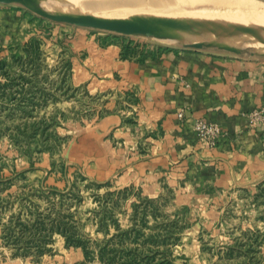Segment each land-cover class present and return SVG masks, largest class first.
Listing matches in <instances>:
<instances>
[{"label": "rangeland", "instance_id": "obj_1", "mask_svg": "<svg viewBox=\"0 0 264 264\" xmlns=\"http://www.w3.org/2000/svg\"><path fill=\"white\" fill-rule=\"evenodd\" d=\"M122 1L0 4V264H264V185L262 200L176 199L165 176H141L153 137L134 136L145 78L136 68L195 49L261 58L251 52L263 43L245 28L211 38L198 22L168 20L178 0ZM189 1L180 9L204 18L264 13L263 0ZM36 11L150 20L156 32L122 35ZM198 121L196 143L210 155L225 134L210 124L217 135H198ZM248 125L264 126V109ZM154 182L160 191L147 188Z\"/></svg>", "mask_w": 264, "mask_h": 264}, {"label": "crops", "instance_id": "obj_2", "mask_svg": "<svg viewBox=\"0 0 264 264\" xmlns=\"http://www.w3.org/2000/svg\"><path fill=\"white\" fill-rule=\"evenodd\" d=\"M136 69L145 78L142 131L134 136L153 137L141 176L150 182L165 176L179 200H262L264 126L250 127L248 116L264 109V58L183 50ZM197 120L225 134L210 155L196 143L192 127ZM146 186L160 191L156 182Z\"/></svg>", "mask_w": 264, "mask_h": 264}, {"label": "bare ground", "instance_id": "obj_3", "mask_svg": "<svg viewBox=\"0 0 264 264\" xmlns=\"http://www.w3.org/2000/svg\"><path fill=\"white\" fill-rule=\"evenodd\" d=\"M115 1V0H114ZM123 1H125V0H123ZM122 1V2H123ZM155 1V0H154ZM187 1H189V0H187ZM186 0L184 1V0H178L177 2L175 1L174 2V0H173V4H175V6L174 5H171V3L170 4H168V7H166V9H165V16H167V18L169 17L170 19L172 18V17H170V16H176V18H178V17H183L184 19H187V20H192V22H198V23H194V26L198 29V31L199 32H201V33H203V34H205V35H207V36H209V37H211V35L210 34H208L207 32H206V29H210V28H212V29H210V30H220V31H222V30H224V31H226V32H231V33H236L239 29H237L238 27H240V28H245L246 30L245 31H247L249 34H250V36H252L253 38H255L256 39V42H261V43H263V45H264V13H263V15H254L255 17H252L253 15H250V16H247V17H235V16H223V17H213V18H204L203 16L201 17V15L199 16V15H196V14H194V11H196L195 9H194V11H192L191 13H190V9L188 10V12H186V11H183L185 8H183V10L182 9H180V6L181 5H183V4H187L188 2H187ZM187 2V3H186ZM154 3V2H153ZM155 3H157L158 4V2H155ZM189 3H190V1H189ZM116 4H117V2H116ZM124 4V3H123ZM137 4V3H136ZM90 5V4H89ZM99 5V4H98ZM118 5L120 6V4L118 3ZM126 5V4H125ZM133 5V4H132ZM155 5V4H154ZM159 5V4H158ZM169 5H170V7L171 8H169ZM189 6H190V4H188ZM124 6V5H123ZM173 6V7H172ZM187 6V5H186ZM87 7V6H86ZM114 7H115V4H114ZM135 7H136V5H135ZM183 7V6H182ZM190 7H192V4H191V6ZM140 8V7H139ZM145 8V7H144ZM160 8H161V6H160ZM163 8V7H162ZM164 8H165V6H164ZM75 10V9H74ZM132 10H134V9H132ZM150 10V9H149ZM76 11V10H75ZM153 11V10H152ZM151 11V12H152ZM132 12V11H131ZM140 12V11H139ZM139 12L138 11H133L132 12V15H137V14H139ZM148 12V11H147ZM207 12V11H206ZM81 13V12H80ZM146 12H144V14H145ZM156 13V12H155ZM193 13V14H192ZM200 13V12H199ZM127 14V13H126ZM141 14H143V13H141ZM140 14V15H141ZM149 14V13H148ZM168 14H171L170 16L168 15ZM86 15V14H85ZM131 15V16H132ZM145 15H147V14H145ZM144 15V16H145ZM152 15V13L150 14V16ZM154 15H156V14H154ZM153 15V16H154ZM226 15H228V14H226ZM60 16H74V17H77V18H80V19H91V20H95V19H100V18H97V17H92V16H82V15H75V14H73V15H70V14H64V15H60ZM129 16V15H128ZM130 16V17H131ZM138 16V15H137ZM136 16V17H137ZM143 16V15H142ZM142 16H140V17H142ZM149 16V15H148ZM147 16V17H148ZM206 16V15H205ZM210 16H212V15H210ZM218 16V15H217ZM133 17V16H132ZM164 17V16H163ZM169 18H168V20H169ZM173 18H175V17H173ZM172 18V19H173ZM204 18V19H203ZM114 19H118V20H128V21H132V22H136V23H139V24H149V22H151L150 20L149 21H147L146 19V21H144V20H138V19H127V18H114ZM152 19V18H151ZM161 22V21H160ZM199 22H205V23H199ZM207 22V23H206ZM161 24H164V25H170L169 23H167V22H161ZM171 26V25H170ZM227 34V33H226ZM212 38V37H211ZM261 48H264V47H261Z\"/></svg>", "mask_w": 264, "mask_h": 264}, {"label": "water", "instance_id": "obj_4", "mask_svg": "<svg viewBox=\"0 0 264 264\" xmlns=\"http://www.w3.org/2000/svg\"><path fill=\"white\" fill-rule=\"evenodd\" d=\"M20 0H0V4L8 5ZM264 1V0H263ZM36 13L46 19L62 22L67 24H74L81 27H89L93 29H99L109 32H114L122 35H149L156 32L153 27H150L148 24H139L136 22L128 20H118V19H80L74 16H58V15H49L41 11H36ZM206 32L215 38H223L224 33L218 30L206 29ZM211 44H208L210 46ZM194 48H199L200 44L192 45ZM233 53L235 50L228 48L226 46H219ZM251 56L255 57H264V48H256L251 52Z\"/></svg>", "mask_w": 264, "mask_h": 264}, {"label": "built area", "instance_id": "obj_5", "mask_svg": "<svg viewBox=\"0 0 264 264\" xmlns=\"http://www.w3.org/2000/svg\"><path fill=\"white\" fill-rule=\"evenodd\" d=\"M179 117H182V114H179ZM195 131L197 132L198 135L202 136H208L207 138H210L209 136H215L217 135L220 131L219 128H217L214 125L206 124L203 122L198 121L195 124Z\"/></svg>", "mask_w": 264, "mask_h": 264}]
</instances>
